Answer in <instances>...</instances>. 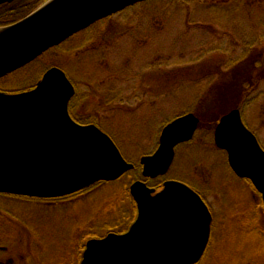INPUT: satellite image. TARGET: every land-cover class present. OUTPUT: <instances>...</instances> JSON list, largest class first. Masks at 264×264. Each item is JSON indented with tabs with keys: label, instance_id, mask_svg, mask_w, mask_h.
Instances as JSON below:
<instances>
[{
	"label": "rangeland",
	"instance_id": "1",
	"mask_svg": "<svg viewBox=\"0 0 264 264\" xmlns=\"http://www.w3.org/2000/svg\"><path fill=\"white\" fill-rule=\"evenodd\" d=\"M240 6V0H144L95 21L1 80L23 90L46 68L60 66L76 87V119L105 129L140 168L91 186L81 198L40 204L15 198L13 209L44 244L40 264H75L80 238L127 225L133 211L128 186L142 179L140 157L156 149L165 123L187 111L202 121L190 141L176 146L167 174L148 177V186L177 179L205 195L215 230L198 264H264L260 195L230 169L210 120L242 100V119L264 147V0Z\"/></svg>",
	"mask_w": 264,
	"mask_h": 264
},
{
	"label": "water",
	"instance_id": "2",
	"mask_svg": "<svg viewBox=\"0 0 264 264\" xmlns=\"http://www.w3.org/2000/svg\"><path fill=\"white\" fill-rule=\"evenodd\" d=\"M10 0H0V3ZM144 0H47L0 27V77L27 64L68 36ZM74 86L51 66L34 87L0 91V192L38 198L72 194L98 181H114L134 168L108 134L82 125L68 112ZM199 118L188 112L160 131L156 149L139 159L142 178L164 176L178 144L190 141ZM215 146L230 169L250 180L264 207V149L238 108L214 127ZM136 218L124 233L87 241L80 264H195L208 241L211 214L186 183L167 179L155 191L143 180L129 185Z\"/></svg>",
	"mask_w": 264,
	"mask_h": 264
},
{
	"label": "flooded vegetation",
	"instance_id": "3",
	"mask_svg": "<svg viewBox=\"0 0 264 264\" xmlns=\"http://www.w3.org/2000/svg\"><path fill=\"white\" fill-rule=\"evenodd\" d=\"M18 1L19 0H10L8 2L5 1L3 3H0V8H3L5 4H9V3L15 4ZM43 1L45 2L46 0H26L25 6H22V7L24 8V10L26 8H30V9L38 8L37 6L44 3ZM30 9L28 11L29 13L31 11H33V10L30 11ZM29 13L24 14V16H26ZM13 18L14 17H12L11 19H13ZM21 18H18V20ZM103 18H105V17H103ZM18 20H16V21H18ZM16 21H14V22H16ZM14 22H11V23H14ZM11 23H9V24H11ZM81 30H79V31H81ZM79 31H77V32H79ZM72 35H70V36H72ZM68 38H69V36L67 38H65L64 40H62L61 42L65 41ZM11 72H9V73H11ZM75 95H76V87L74 85V94L68 102V112H69L70 116L72 117V119H74L75 122H77L79 124H82V125L93 124V123H81L74 116L73 109L75 108L76 105L73 104V108H72V102H73L72 98H74ZM94 125H96V124H94ZM259 143H260V141H259ZM252 187H253V185H252ZM152 188H154V187H152ZM154 189H155V191H158L161 188H159V189L154 188ZM193 189H194V191H196L200 195V197L202 198V200L206 204L205 206H207V208L211 214V221L209 224L208 241H207V244L205 246L204 253H202L201 257H199L200 258L199 261L195 263V264H198L201 261V258L204 257L207 246L210 244V241L214 237L213 235H214V230H215V226H214L215 225L214 224L215 217L213 216L212 207H211L210 203L208 202V200L206 199L205 195L203 193L200 194V192L198 190H196L195 188H193ZM84 190H86V188L82 189L80 191H77L75 193L69 194V195L66 194V196L47 198V199L30 197V196H21V195L8 194V193L0 192V264H40L38 257H40L41 250L44 248V244L42 243V239L39 238V235L37 234L35 227L32 228L29 225L30 222L27 221V219L25 217L17 215L16 210L13 209V206L18 202L17 199H15V198L30 199L32 201L34 200L33 202H35V203L36 202L39 203V201H45L47 203L48 201H55L57 199H66L67 198L68 200L69 199L71 200L73 198L72 196H75L78 194H80V195H78V197L81 198L82 196L87 195V192H88L87 190H86L85 194L83 193L84 195L81 194V192ZM9 197H11V198H9ZM260 198H261V195H260ZM7 199H9L13 202H11V201L7 202L6 201ZM261 202H262V199H261ZM14 210H15L16 214H15V212L13 213ZM4 213L10 214V217L4 216L3 215ZM135 218H134V220H135ZM134 220H132V222L129 221L127 223V225L123 226L120 229L121 231H115V233L126 232ZM29 230H31V231L28 232ZM107 233L108 232H105L103 235L102 234L84 235L82 238H80L79 243L76 247L77 253H75V258L77 261L75 264L81 263L82 255H83L82 252H84L85 246H86V243L88 240L95 239V238L100 239V238L104 237ZM49 245H51L50 242L47 246H49ZM47 248L49 250V247H47Z\"/></svg>",
	"mask_w": 264,
	"mask_h": 264
},
{
	"label": "trees",
	"instance_id": "4",
	"mask_svg": "<svg viewBox=\"0 0 264 264\" xmlns=\"http://www.w3.org/2000/svg\"><path fill=\"white\" fill-rule=\"evenodd\" d=\"M25 1L26 0H19L17 3H15V4H12V3H9V4H5L4 5V7L3 8H0V26H3V25H6L7 26V24H9V23H11V22H14V21H16V20H18V18H21V17H23L24 16V14H26V13H28V11H29V8H26L25 10H24V8L22 7V6H25ZM176 1H182V0H176ZM183 1H185V0H183ZM195 1H199V0H195ZM200 1H202V0H200ZM204 1H208V0H204ZM221 2H225L226 0H220ZM240 3H241V6H243V7H245L244 6V4H246L247 3V0H240ZM240 6V7H241ZM131 7V6H130ZM14 11V12H13ZM12 17H14L13 19H11ZM25 66V65H24ZM24 66H22V67H20V68H18V69H16V70H14V71H12L11 73H8V74H6V75H4L3 77H1L0 78V82H1V80L4 78V77H6V76H8V75H10V74H12V73H14L15 71H18L19 69H21V68H23ZM55 66H57V65H55ZM58 67H60V66H58ZM47 69V68H46ZM62 69V68H61ZM62 70H64V69H62ZM216 71H214V73H215ZM41 75L42 74H40L39 75V77H38V79L41 77ZM37 79V80H38ZM35 83H36V81H35ZM34 83V84H35ZM254 83V82H253ZM253 83H251V85H250V87H252L253 88V86H254V84ZM34 85H30V87H28V88H25V89H23V90H27V89H30L31 87H33ZM252 88H250V89H247L246 91H251V89ZM0 90H2V91H4V92H19V91H22V90H15V91H13L11 88L9 89V88H7V87H5V84H0ZM241 102H239V101H236V103H235V105H234V107L233 108H238L239 109V111H240V107H241V104L243 103V101L242 100H240ZM233 108H231V109H233ZM187 112H192V111H187ZM187 112H185V113H187ZM241 112V114H242V111H240ZM221 115H223V112L222 113H218V112H216L215 114L214 113H212L211 114V121H212V126L213 127H215V125L218 123V119H219V117L221 116ZM199 118V120H200V122L202 121V118L201 117H198ZM174 119V118H173ZM165 124H167V123H165ZM164 124V125H165ZM200 124V123H199ZM163 125V126H164ZM102 131H104L106 134H108L110 137H111V135L105 130V129H103V128H101L100 126H98ZM112 138V137H111ZM112 140L114 141V139L112 138ZM115 142V141H114ZM137 169H140L139 168V166H138V168H137V166H135L134 167V169L133 170H131V171H134V170H137ZM131 171H129V172H127V173H125V174H128V173H130ZM124 174V175H125ZM136 179H140V178H133L132 180H131V182H133L134 180H136ZM130 182V183H131ZM98 183H104V182H102V181H99V182H96V183H94L93 185H91V186H94V185H96V184H98ZM185 183H187V182H185ZM188 184V183H187ZM91 186H89V187H87L86 188V190L87 189H89ZM189 186H191V185H189ZM151 187H154V188H156V189H159V188H161V184H156L155 186H151ZM192 187V186H191ZM126 192H128V190L126 191ZM129 194V193H128ZM132 204H133V211H132V217H131V219H130V221L132 222V220H134V218L136 217V207H135V203L132 201ZM129 222V221H128ZM109 228H111V227H109ZM110 231H121V230H119V229H116V230H110ZM109 232V231H108Z\"/></svg>",
	"mask_w": 264,
	"mask_h": 264
}]
</instances>
